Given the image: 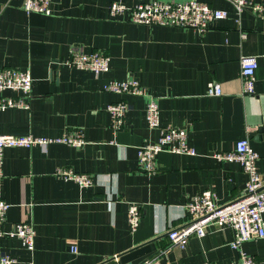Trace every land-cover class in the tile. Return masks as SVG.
I'll return each instance as SVG.
<instances>
[{
  "label": "crops",
  "instance_id": "1",
  "mask_svg": "<svg viewBox=\"0 0 264 264\" xmlns=\"http://www.w3.org/2000/svg\"><path fill=\"white\" fill-rule=\"evenodd\" d=\"M111 1L148 0H51L49 15L26 13L23 0H0V68L28 69L32 76L29 108L1 110L0 133L57 136L77 129L86 141L81 147L3 149L0 199L10 204L3 228L30 221L35 248L27 251L18 238L0 236V252L16 264H139L151 256L157 264H240L239 252L229 245L231 228L209 225L204 236L190 235L185 248L171 245L165 233L185 224L187 201L204 189L219 204L244 191L247 174L236 161L213 157L214 151L248 137L264 175V18L248 11L237 17L230 0H200L227 10V17L205 31L147 26L111 17ZM72 46L107 53L109 70L64 64ZM242 57L258 63L251 94L242 92ZM128 76L156 97L161 127L187 129L195 155L161 151L156 173L140 170L138 147L160 133L147 125L146 98L103 89ZM210 81L220 84L221 95L206 93ZM118 100L129 108L114 130L107 104ZM59 167L89 173L93 182L82 188L63 180ZM131 202L142 209L135 231L127 224ZM241 247L264 264V238Z\"/></svg>",
  "mask_w": 264,
  "mask_h": 264
},
{
  "label": "built area",
  "instance_id": "2",
  "mask_svg": "<svg viewBox=\"0 0 264 264\" xmlns=\"http://www.w3.org/2000/svg\"><path fill=\"white\" fill-rule=\"evenodd\" d=\"M233 13L239 17L243 11L253 16L264 18V1L230 0ZM51 0H23L22 7L26 13H40L49 15ZM109 14L114 18H123L126 21L144 24L147 26H173L192 28L205 31L212 21L220 20L228 15V11L218 9L200 0H148L126 5L121 1H111ZM245 36L243 32L241 34ZM240 63V79L242 92H254L255 71L258 63L254 57H242ZM64 64L78 68L88 69L95 73L107 72L110 68V56L101 51L85 52L79 47L72 46ZM32 76L28 69L15 67L0 68V111L7 108H29V98ZM11 90L15 94L1 95L4 90ZM103 89L117 94L139 95L146 98L145 119L149 128L160 131L155 141H145L137 149V162L144 173L154 174L157 171L156 155L161 151L176 154L195 155L196 150L188 142L187 129L184 127H161L159 117V104L155 96L147 92V88L137 79L128 76L123 80L112 79L103 85ZM208 95H221L222 88L219 83L210 81L207 84ZM129 108L125 100L113 101L107 104L113 129L120 128ZM86 143L77 129H67L57 136L0 133V165L2 151L6 147H32L51 144H67L81 147ZM212 156L219 161H236L247 174L244 191L224 204L217 203L216 194L210 189L194 195L185 205L188 217L184 225L170 228L167 237L171 245L185 248L190 235L202 237L206 234L209 225L215 224L221 228H231L233 238L230 247L239 252L240 264H257L254 257L242 250V244L253 238H264V175L258 170L256 161L259 157L252 148L249 138L238 139L234 147L229 150L214 151ZM56 174L63 180H72L80 187H89L92 176L86 172H78L71 168L59 167ZM1 175V169H0ZM10 204L0 199V236L16 237L22 247L27 251L35 248V229L30 221H17L10 224L5 230L7 211ZM142 217L141 206L135 202L127 207V224L130 231H135ZM70 250L76 252L75 245ZM156 256L147 257L139 264H157ZM12 255L1 251L0 264H16ZM24 264H33L28 261ZM203 264H214L210 261Z\"/></svg>",
  "mask_w": 264,
  "mask_h": 264
},
{
  "label": "water",
  "instance_id": "3",
  "mask_svg": "<svg viewBox=\"0 0 264 264\" xmlns=\"http://www.w3.org/2000/svg\"><path fill=\"white\" fill-rule=\"evenodd\" d=\"M263 188H264V185L260 189H263ZM165 234L167 235V233H165ZM152 241H153V239H152ZM117 256H119V255H117ZM113 258H115V257H112L111 259H113Z\"/></svg>",
  "mask_w": 264,
  "mask_h": 264
}]
</instances>
